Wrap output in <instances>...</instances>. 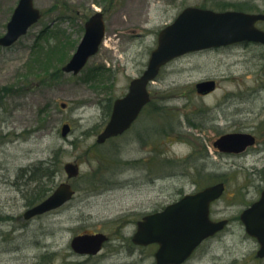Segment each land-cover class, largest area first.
<instances>
[{"label":"rangeland","instance_id":"1","mask_svg":"<svg viewBox=\"0 0 264 264\" xmlns=\"http://www.w3.org/2000/svg\"><path fill=\"white\" fill-rule=\"evenodd\" d=\"M19 0H0V36ZM43 13L26 35L0 47V264H156V245L132 236L146 214L186 193L224 181L211 207L224 230L184 264H264L240 219L264 188V46L245 43L191 52L150 84L152 103L124 134L98 143L113 102L146 69L159 31L187 6L263 12L264 0H34ZM106 11L100 50L78 74L62 67L85 32L86 16ZM264 28V22L260 23ZM214 79L203 95L197 83ZM66 105L63 106L62 104ZM70 131L62 134L63 125ZM228 132H250L240 155L216 151ZM74 197L25 219V211L69 178ZM45 197V198H46ZM110 238L96 255L71 247L79 234Z\"/></svg>","mask_w":264,"mask_h":264},{"label":"water","instance_id":"2","mask_svg":"<svg viewBox=\"0 0 264 264\" xmlns=\"http://www.w3.org/2000/svg\"><path fill=\"white\" fill-rule=\"evenodd\" d=\"M42 16L34 0H19L7 25V32L0 36V46H10ZM264 20V13L240 10L216 11L199 6L185 7L175 20L163 27L158 35L157 46L151 51L144 72L134 78L128 92L114 101L110 120L99 133L97 142L122 134L131 127L142 108L150 101L148 84L154 80L163 66L189 52L227 46L243 41L264 44V30L256 23ZM106 35V23L101 11L95 12L85 23V33L71 59L63 66L66 72L78 74L95 55ZM216 88V80L197 83V90L207 94ZM65 106V104H63ZM69 123L63 125L64 136L70 131ZM256 142L247 132H231L218 138L214 145L222 151L240 153ZM65 171L69 178L80 174L77 162H67ZM226 189L224 182L184 195L163 210L143 216L137 222L132 241L137 245L157 243L156 264H182L207 238L223 230L228 219L214 220L211 205ZM75 189L68 181L62 182L44 200L27 209L26 219L57 209L70 201ZM246 232L259 243L257 256L264 258V188L260 198L241 213ZM109 240L104 232L76 235L71 241L75 252L96 255Z\"/></svg>","mask_w":264,"mask_h":264},{"label":"flooded vegetation","instance_id":"3","mask_svg":"<svg viewBox=\"0 0 264 264\" xmlns=\"http://www.w3.org/2000/svg\"><path fill=\"white\" fill-rule=\"evenodd\" d=\"M238 10H244V9H238ZM104 11V14L106 15V11L105 10H103ZM261 22H264V20H259L258 22H257V26L259 27V28H261V29H263L264 30V28L262 27V26H260V23ZM245 43H248V42H240V43H237V44H235V45H243V44H245ZM260 44V43H259ZM262 45V44H261ZM233 46V45H232ZM264 46V45H263ZM150 92H151V100L144 106V108H143V110H142V112L140 113V115H139V117L137 118V120L134 122V124L138 121V119L141 117V115H142V113L145 111V109L152 103V98H153V94H152V91L150 90ZM133 124V125H134ZM133 125H132V127H133ZM131 129V128H130ZM223 134H225V133H223ZM222 135V134H221ZM221 135H219V136H221ZM218 136V137H219ZM217 137V138H218ZM251 147V146H250ZM250 147H248V148H246L243 152H241V153H239V154H236V153H233V152H226V151H221V150H219V149H217L216 147V151L218 152V153H220V154H225V155H229V156H231V155H240V154H245V153H247L248 152V150H249V148Z\"/></svg>","mask_w":264,"mask_h":264},{"label":"trees","instance_id":"4","mask_svg":"<svg viewBox=\"0 0 264 264\" xmlns=\"http://www.w3.org/2000/svg\"><path fill=\"white\" fill-rule=\"evenodd\" d=\"M88 16H86V18H87ZM48 193V192H47ZM47 193H46V191L44 192L43 190H42V193L41 194H39V197L40 198H45L46 197V195H47Z\"/></svg>","mask_w":264,"mask_h":264}]
</instances>
